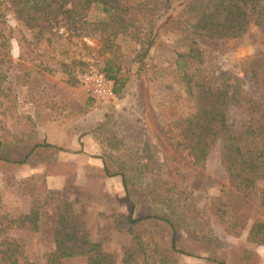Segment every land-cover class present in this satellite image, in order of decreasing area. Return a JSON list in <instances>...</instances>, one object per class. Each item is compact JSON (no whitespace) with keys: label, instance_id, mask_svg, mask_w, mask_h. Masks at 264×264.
<instances>
[{"label":"rangeland","instance_id":"1","mask_svg":"<svg viewBox=\"0 0 264 264\" xmlns=\"http://www.w3.org/2000/svg\"><path fill=\"white\" fill-rule=\"evenodd\" d=\"M187 2L164 0L159 24L170 15L182 13ZM103 18V14L92 9L88 28L81 35L73 33L64 22L53 23L38 42V30H28L7 1L0 0V30L9 40L10 52L9 61L0 63L1 212L15 217L31 209V197L18 193L15 181L42 175L46 158L19 163L25 160L32 144L45 140L61 144L83 133L91 137L90 149L97 154L77 162L73 158H65L67 162L55 158L52 164L75 171V187L63 189L61 179H48L55 200L45 206L48 217L41 233L18 232L14 236L21 255L43 264V255L53 247L48 227L52 220L50 210L65 198L83 215L92 239L102 244L115 264H154L144 263L141 256L126 263L132 235L120 217L131 215L133 209L123 187L124 177L135 202L134 218L159 216L175 222L176 246L183 253L175 254L177 264H211L207 261L211 258L224 264H264V247L249 243V229L239 237L227 235L208 211L210 199L224 193L237 211L250 218H264L261 201L230 188L219 151H214L204 165H197L192 158L184 157L185 154L180 157L171 150L162 131L174 129L170 123L188 107L183 102L182 79L174 64L175 54L187 51L186 42L178 32H167L149 51L132 40H124L120 49L111 53L103 48L99 33L91 25ZM196 41L203 53L200 70L206 87L216 92L224 84L232 85L238 80L240 95L258 100L263 110L264 92L256 88L242 64L264 48V29L252 23L249 33L238 39ZM2 46L0 60L6 52ZM115 64L121 66L120 77L125 81L120 95L99 99L88 94L81 77L88 72L103 74L104 69ZM227 117L242 138V127L249 115L231 105ZM96 145L98 151L94 149ZM165 160L182 165L184 186L195 196L186 205L189 208L175 212L152 202L150 192L158 187L156 181ZM105 165L111 174L118 175L107 177ZM88 179L97 183L103 193L90 186ZM195 210H202L205 215L197 218ZM149 229L147 238L152 246L159 243L163 251L171 248V231L166 224L152 222ZM65 264H86V260H69Z\"/></svg>","mask_w":264,"mask_h":264},{"label":"trees","instance_id":"2","mask_svg":"<svg viewBox=\"0 0 264 264\" xmlns=\"http://www.w3.org/2000/svg\"><path fill=\"white\" fill-rule=\"evenodd\" d=\"M6 1L28 30H38V42L42 33L53 27V23L58 25L64 22L63 25L73 33L81 35L85 27L88 28L86 25L92 9L104 15L103 19L91 25L99 33L103 48L111 53L118 51L124 40H132L149 51L157 45L163 33L178 32L186 42L187 51L176 53L174 64L182 79L183 102H187L188 107L181 117L170 123L174 129L162 130L167 136L168 145L178 156L185 154L184 157L192 158L197 165H204L214 151H219L230 188L259 199L264 207V109H260L258 100L240 95L238 80H234L232 85L224 84L216 92L206 87L200 70L203 53L196 41V38L238 39L249 33L252 23L264 29V0H189L182 13L176 17L168 16L161 24L160 7L164 0ZM0 40V45L6 49L0 63H7L10 58L9 40L1 30ZM242 66L250 73L256 88L264 92V48L247 58ZM121 71V66L115 64L101 72L114 82L117 96L125 87V81L120 77ZM231 105H237L249 115L248 122L242 127V138L228 122L227 110ZM173 130L177 134L172 135ZM1 147L0 143V150ZM40 148L56 147L46 140L32 144V152ZM28 159L19 162L20 165ZM55 165L47 162L40 173L42 175L15 181L18 193L31 197L32 206L28 213H19L15 217L0 210V264H38L21 255L19 241L14 236L18 232L43 231V221L48 217L45 206L55 200L49 178L61 179L63 189L75 187V171L68 166ZM161 167L156 181L158 187L150 192L152 202L175 212L189 208L186 205L195 196L184 186L182 165L165 160ZM56 169L61 172H55ZM104 172L107 177L118 175L111 174L106 165ZM87 182L92 187L96 186L93 188L99 189V194L103 193L92 179ZM123 187L133 214L135 202L124 177ZM56 205L50 210L52 220L48 226L53 247L43 255V264H65L75 259H85L86 264H115L102 244L92 239L85 218L74 210L73 204L62 198L61 204ZM195 211L197 218L205 215L202 210ZM208 211L220 222L227 235L239 237L249 229V243L264 247V218H250L237 211L224 193L210 199ZM132 214L120 217L132 235L131 254L126 263L135 256H141L144 263L177 264L175 254L183 253L176 246L178 233L175 222L159 216L134 218ZM152 222L168 226L171 231L170 249L163 251L159 243L152 246L153 242L147 238L151 234L149 228ZM207 261L224 264L212 258Z\"/></svg>","mask_w":264,"mask_h":264},{"label":"crops","instance_id":"3","mask_svg":"<svg viewBox=\"0 0 264 264\" xmlns=\"http://www.w3.org/2000/svg\"><path fill=\"white\" fill-rule=\"evenodd\" d=\"M50 134V133H49ZM92 139L89 135L83 133L79 134L78 138H71L70 140L64 141V143H51L47 140V143L56 148H40L32 152V148L25 154L24 158H46L47 162L53 163L55 158H59L60 162H67L65 158H73L74 162L79 161L81 158H91L92 155H97L90 148L93 146ZM98 151L99 147H94ZM49 157H48V156ZM28 159V161H29ZM73 159H68L72 161ZM52 160V161H51ZM56 162V161H55Z\"/></svg>","mask_w":264,"mask_h":264},{"label":"built area","instance_id":"4","mask_svg":"<svg viewBox=\"0 0 264 264\" xmlns=\"http://www.w3.org/2000/svg\"><path fill=\"white\" fill-rule=\"evenodd\" d=\"M81 84L88 94L94 98H112L114 82L100 73L88 72L81 77Z\"/></svg>","mask_w":264,"mask_h":264}]
</instances>
